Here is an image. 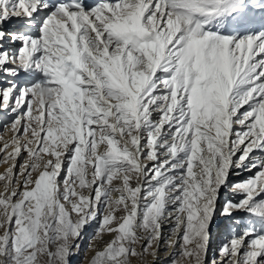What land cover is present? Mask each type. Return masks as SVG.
Instances as JSON below:
<instances>
[{
	"label": "snow or ice",
	"instance_id": "1",
	"mask_svg": "<svg viewBox=\"0 0 264 264\" xmlns=\"http://www.w3.org/2000/svg\"><path fill=\"white\" fill-rule=\"evenodd\" d=\"M0 114V264H264V0H0Z\"/></svg>",
	"mask_w": 264,
	"mask_h": 264
},
{
	"label": "rangeland",
	"instance_id": "2",
	"mask_svg": "<svg viewBox=\"0 0 264 264\" xmlns=\"http://www.w3.org/2000/svg\"><path fill=\"white\" fill-rule=\"evenodd\" d=\"M5 128L6 127L4 126V123H2V126H0V136L5 134ZM0 142H2V139H0ZM2 159H3V154H1L0 161H2ZM1 166H4V167L0 169V173H2L4 171V169H5V167L7 165L5 163H3V162H0V167ZM0 190H2V189H0ZM223 223H227V221L221 222V221L217 220V222H215L217 229L214 230V232H213V246H215L217 233L220 230V225L223 224ZM91 237H92V235L90 237H84L83 238L82 242L80 243V248H79L78 253L71 258L72 264H87L88 258L92 255L93 248L99 247V246L102 245V244L101 245L99 244L97 246L89 247V245H92L91 244L92 241L94 242V239H91ZM103 239L106 240V239H109V237L107 235H105L103 237ZM163 242H165V241H161V246L159 248L158 257L155 259L156 263H158V264L161 261H163V262L166 261V260L163 259V256L165 255V253H167V248L166 249L163 248V246H164ZM83 243H84V246H83ZM169 254L170 253H167V256ZM147 259L151 260L152 257L149 256V257H147ZM177 259H179V257H177ZM132 264H137L136 258H133ZM160 264H162V263H160Z\"/></svg>",
	"mask_w": 264,
	"mask_h": 264
},
{
	"label": "bare ground",
	"instance_id": "3",
	"mask_svg": "<svg viewBox=\"0 0 264 264\" xmlns=\"http://www.w3.org/2000/svg\"><path fill=\"white\" fill-rule=\"evenodd\" d=\"M2 115H3V114H0V116H2ZM2 123H3V119H0V126H2ZM11 136H12V133H11L10 129H9V128H5V134H3L2 136H0V139H2V142H0V147L3 146V143H4V142L10 140ZM9 150H10V149H9ZM0 157H1V154H0ZM8 163L10 164L11 161H9ZM3 167H4V166H1L0 169L3 168ZM94 228H95V225H92L91 227H87V228L85 229L84 237H90L91 235H93V233H94ZM212 228H213V232H214V230L217 229L215 223L213 224ZM169 231H170V229H169V227H168V225H167V223H166V224H165V227H164L165 239L168 238V233H169ZM103 240H104V239H103ZM106 240H108V239H106ZM106 240H104V241H106ZM161 241H164V240H161ZM91 244H92V245H91L92 247H93V246H97V245H99V244L97 243L96 240H94V242L92 241ZM101 244H102V242H101ZM101 244H100V245H101ZM163 245H164V246H163L164 249L167 248V253H170V254H171V253L174 251V249L171 248L170 246H166V245H165V242H163ZM83 246H84V243H83ZM167 253H165V255L163 256V259L166 260V261H164V262L161 261V262H159V264H160V263H162V264H168V263H169L170 254L167 256ZM154 264H158V263H156V260H155Z\"/></svg>",
	"mask_w": 264,
	"mask_h": 264
}]
</instances>
